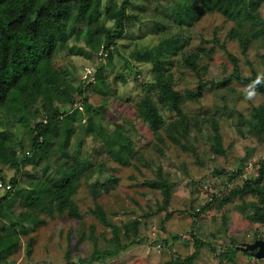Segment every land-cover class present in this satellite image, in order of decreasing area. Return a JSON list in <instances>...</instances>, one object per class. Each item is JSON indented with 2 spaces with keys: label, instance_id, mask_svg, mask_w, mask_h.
Wrapping results in <instances>:
<instances>
[{
  "label": "rangeland",
  "instance_id": "obj_1",
  "mask_svg": "<svg viewBox=\"0 0 264 264\" xmlns=\"http://www.w3.org/2000/svg\"><path fill=\"white\" fill-rule=\"evenodd\" d=\"M124 1H102L97 26L110 37L89 29L68 37L52 59L55 81H41L37 101L0 111V140L19 166L0 160V248L11 243L0 249V264L183 263L194 237L205 245L187 264H264L234 248L264 240L249 191L264 183V0H236L234 20L193 0L169 3V18L154 11L155 0H129L117 38L105 11ZM183 11L184 21L176 20ZM156 24L181 38L163 70L182 95L176 111L142 53L163 37ZM235 65L257 84L232 79ZM87 69L93 75L85 81ZM143 101L163 120L155 130L141 115ZM50 113L56 126L47 123ZM40 122L46 152L31 153ZM71 163L82 170L71 198L78 218L55 210L54 182ZM231 249L234 256L222 258ZM104 252L112 255L92 259Z\"/></svg>",
  "mask_w": 264,
  "mask_h": 264
},
{
  "label": "trees",
  "instance_id": "obj_2",
  "mask_svg": "<svg viewBox=\"0 0 264 264\" xmlns=\"http://www.w3.org/2000/svg\"><path fill=\"white\" fill-rule=\"evenodd\" d=\"M103 0H0V111L13 113L10 107L15 102L35 103L39 97L41 81L49 78L55 81L52 72V59L60 46H63L69 39L80 30H93L94 33L102 34L106 38L110 37L109 30L97 26L99 12ZM157 4L154 11L169 18L166 7L169 3L176 0H155ZM205 10H216L234 20L241 14V9L236 0H193ZM150 2V1H149ZM151 3V2H150ZM129 0H125L118 9L106 8L105 14L107 19L114 20L115 26L119 32L113 34L114 37L120 38L124 30V22L127 18V7ZM149 4V3H148ZM183 10L193 11L186 2L182 3ZM176 20L184 21L183 15L187 16V11L175 12ZM175 18V17H174ZM158 32L163 35L157 45L152 49L143 50L142 53L149 54L153 71L156 75L155 87L161 94V99L168 106L169 110L176 111L182 100L180 95L172 86L171 79L163 75V70L168 62L165 60L166 54L177 51L180 36L175 39L171 27L165 28L156 24ZM97 28V29H96ZM88 30V31H89ZM235 36L243 41L247 46L249 38L242 39L240 31H235ZM178 43V44H177ZM216 45H219L215 41ZM177 47V48H175ZM170 48H172L170 50ZM222 49L223 46H220ZM185 63L191 68H196L195 63L189 57H185ZM234 61V60H233ZM232 79L244 84L255 86L256 80L253 78H242L238 67L235 65ZM264 92V87L262 88ZM80 90L78 94L80 96ZM73 102L72 104H74ZM142 117L145 119L150 129H157L163 124V120L158 114L156 107L149 101L140 103ZM57 113L47 115V123L55 125ZM264 131V126H262ZM47 131L45 124L40 122L35 126L34 136L29 145V152L34 149H40L46 152L45 143L40 142ZM66 155V150L63 155ZM40 157V156H39ZM0 160L4 164H9L14 168H19L15 154L8 152L7 147L0 140ZM77 164H69L67 170H64L60 179L55 180L54 200L56 202L55 210L58 213L68 211L74 217L78 218L76 207L72 203V196L77 192V181L82 170ZM262 173L258 176L256 183L261 182ZM15 184L13 180L12 185ZM10 186V185H9ZM2 187V186H1ZM11 189V186H10ZM7 190L8 193L11 190ZM254 192L259 201L256 208L261 217H264V183L261 187L249 190ZM34 203V202H33ZM205 208L202 209L204 211ZM194 254L186 262L175 264H187L195 259L199 249L205 244L193 238ZM234 245L235 242H232ZM10 244H4L0 249L8 250ZM236 248V246L234 247ZM234 249L223 254L222 258L231 259L234 256ZM109 252L95 254L92 259H102L111 256ZM173 264V263H172Z\"/></svg>",
  "mask_w": 264,
  "mask_h": 264
},
{
  "label": "water",
  "instance_id": "obj_3",
  "mask_svg": "<svg viewBox=\"0 0 264 264\" xmlns=\"http://www.w3.org/2000/svg\"><path fill=\"white\" fill-rule=\"evenodd\" d=\"M236 249L248 252L250 255L254 256V258L258 260H264V240H256L251 244H240L236 247Z\"/></svg>",
  "mask_w": 264,
  "mask_h": 264
},
{
  "label": "built area",
  "instance_id": "obj_4",
  "mask_svg": "<svg viewBox=\"0 0 264 264\" xmlns=\"http://www.w3.org/2000/svg\"><path fill=\"white\" fill-rule=\"evenodd\" d=\"M92 75H93V72L91 71V70H89V69H87L85 72H84V76H83V80H88V78H90V77H92ZM2 185L0 184V187H1ZM7 190H9L10 189V186L8 185L7 187Z\"/></svg>",
  "mask_w": 264,
  "mask_h": 264
}]
</instances>
